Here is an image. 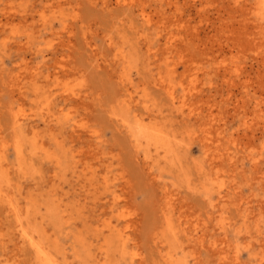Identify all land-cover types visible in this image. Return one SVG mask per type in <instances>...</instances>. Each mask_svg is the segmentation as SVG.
Wrapping results in <instances>:
<instances>
[{"label": "rangeland", "instance_id": "374dc122", "mask_svg": "<svg viewBox=\"0 0 264 264\" xmlns=\"http://www.w3.org/2000/svg\"><path fill=\"white\" fill-rule=\"evenodd\" d=\"M47 263L264 264V0H0V264Z\"/></svg>", "mask_w": 264, "mask_h": 264}, {"label": "bare ground", "instance_id": "6f19581e", "mask_svg": "<svg viewBox=\"0 0 264 264\" xmlns=\"http://www.w3.org/2000/svg\"><path fill=\"white\" fill-rule=\"evenodd\" d=\"M261 5H262V4H261ZM162 81H163V80H162ZM159 82L162 84L161 81H159ZM166 85H167V84H166ZM162 86H163V85H162ZM164 86H165V85H164ZM169 87H170V86H169ZM165 88H166V87H165ZM165 88H164V89H165ZM168 90H169V89H168ZM170 91H171V90H170ZM173 93H174V92H173ZM173 95H174V94H173ZM171 97L173 98V96H171ZM19 115H20V114H19ZM13 116H15V115H13ZM21 116H22V115H20V117H21ZM16 119H17V118H16ZM18 121H19V120H18ZM17 125H18V124H17ZM149 135H152V134H149ZM153 138H154V137H153ZM149 139H150V137H149ZM166 150H167V149H166ZM56 161H57V160H56ZM61 227H62V226H61ZM17 230H18V229H17ZM21 234H22L21 236H22L23 238H26L27 242H29L28 244H30L31 246L35 245V243H33V241L30 239V237H28V236L26 235V233H25L24 231H22ZM22 237H21V238H22ZM25 242H26V241H25ZM37 242H38V241H37ZM33 247H35V246H33ZM41 247H43V246H41ZM38 250H39V249H38ZM38 250H37V251H38ZM41 250H42V249H41ZM39 252H40V251H39ZM41 254H44V253L42 252ZM41 256H43V255H41ZM43 257H44V256H43ZM45 257L48 258V257L46 256V254H45ZM45 257H44V258H45ZM41 258H42V257H41ZM44 258H43V259H44ZM48 261H49V260H48ZM48 261H45V262H48ZM53 262H54V261H53ZM47 264H48V263H47ZM63 264H64V263H63Z\"/></svg>", "mask_w": 264, "mask_h": 264}]
</instances>
